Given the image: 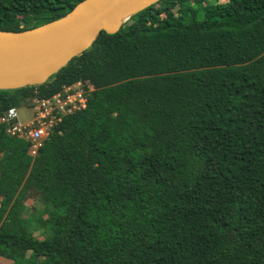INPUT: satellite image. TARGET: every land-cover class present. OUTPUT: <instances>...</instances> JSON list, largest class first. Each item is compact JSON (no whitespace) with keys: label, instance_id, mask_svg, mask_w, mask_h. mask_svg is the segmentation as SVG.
Returning a JSON list of instances; mask_svg holds the SVG:
<instances>
[{"label":"trees","instance_id":"obj_1","mask_svg":"<svg viewBox=\"0 0 264 264\" xmlns=\"http://www.w3.org/2000/svg\"><path fill=\"white\" fill-rule=\"evenodd\" d=\"M81 1L0 0V30ZM78 81L86 107L35 157L0 122V257L264 264V0H160L44 84L0 91V117Z\"/></svg>","mask_w":264,"mask_h":264},{"label":"water","instance_id":"obj_2","mask_svg":"<svg viewBox=\"0 0 264 264\" xmlns=\"http://www.w3.org/2000/svg\"><path fill=\"white\" fill-rule=\"evenodd\" d=\"M160 0H82L57 20L24 31L0 30V91L42 85L89 49L102 31L117 33Z\"/></svg>","mask_w":264,"mask_h":264},{"label":"built area","instance_id":"obj_3","mask_svg":"<svg viewBox=\"0 0 264 264\" xmlns=\"http://www.w3.org/2000/svg\"><path fill=\"white\" fill-rule=\"evenodd\" d=\"M92 91V87L86 88L80 81L63 86L49 98H32V103L22 109L31 116L27 121L20 120V107H10L2 114L0 122L5 125L8 136L28 142V153L35 157L43 142L64 117L86 107L88 95Z\"/></svg>","mask_w":264,"mask_h":264},{"label":"rangeland","instance_id":"obj_4","mask_svg":"<svg viewBox=\"0 0 264 264\" xmlns=\"http://www.w3.org/2000/svg\"><path fill=\"white\" fill-rule=\"evenodd\" d=\"M32 103V100L28 99L22 102L21 107L19 108V114H20V120L22 122L27 121L28 119H30V114L29 113H25L24 110L22 109H26V107ZM24 204L31 210L34 207L35 208H41V204L38 202V195L35 192H29V194L27 195L26 199L24 200ZM36 236H38L37 233H35ZM11 261L8 259H5L3 257H0V264H10Z\"/></svg>","mask_w":264,"mask_h":264}]
</instances>
